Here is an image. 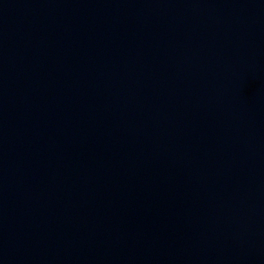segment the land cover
<instances>
[{"label": "water", "instance_id": "1", "mask_svg": "<svg viewBox=\"0 0 264 264\" xmlns=\"http://www.w3.org/2000/svg\"><path fill=\"white\" fill-rule=\"evenodd\" d=\"M0 264H264V0H0Z\"/></svg>", "mask_w": 264, "mask_h": 264}]
</instances>
